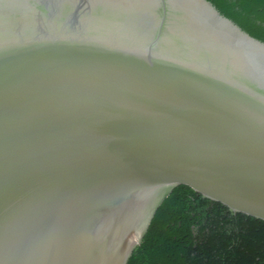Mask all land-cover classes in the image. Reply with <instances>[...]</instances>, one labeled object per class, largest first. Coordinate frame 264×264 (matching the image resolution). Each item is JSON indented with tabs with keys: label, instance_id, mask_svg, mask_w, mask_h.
Here are the masks:
<instances>
[{
	"label": "water",
	"instance_id": "water-1",
	"mask_svg": "<svg viewBox=\"0 0 264 264\" xmlns=\"http://www.w3.org/2000/svg\"><path fill=\"white\" fill-rule=\"evenodd\" d=\"M180 185L264 221V42L209 0H0V264H129Z\"/></svg>",
	"mask_w": 264,
	"mask_h": 264
},
{
	"label": "trees",
	"instance_id": "trees-1",
	"mask_svg": "<svg viewBox=\"0 0 264 264\" xmlns=\"http://www.w3.org/2000/svg\"><path fill=\"white\" fill-rule=\"evenodd\" d=\"M264 42V0H209ZM129 264H264V221L178 186L158 208Z\"/></svg>",
	"mask_w": 264,
	"mask_h": 264
}]
</instances>
